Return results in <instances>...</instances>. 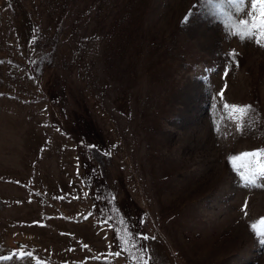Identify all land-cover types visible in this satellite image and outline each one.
I'll return each mask as SVG.
<instances>
[{
    "label": "rangeland",
    "instance_id": "rangeland-1",
    "mask_svg": "<svg viewBox=\"0 0 264 264\" xmlns=\"http://www.w3.org/2000/svg\"><path fill=\"white\" fill-rule=\"evenodd\" d=\"M258 149L264 46L201 0H0V264H264Z\"/></svg>",
    "mask_w": 264,
    "mask_h": 264
},
{
    "label": "snow or ice",
    "instance_id": "snow-or-ice-1",
    "mask_svg": "<svg viewBox=\"0 0 264 264\" xmlns=\"http://www.w3.org/2000/svg\"><path fill=\"white\" fill-rule=\"evenodd\" d=\"M201 2L209 5L221 17L229 34L238 36L241 40L254 39L257 44L264 46V0H201ZM187 19L186 16L185 20L187 21ZM223 107L227 113V118L236 122L238 131L242 129L246 123V118L252 111L251 105H229L225 103ZM229 160L245 186H260L258 181L264 179V149L243 152L237 156L229 157ZM250 227L254 234L260 238V243L264 244V217ZM121 231L123 234L119 238L125 249L131 251L136 245L132 242L126 229ZM143 239L147 240L149 237L145 236ZM146 253L147 249L141 248L140 254L133 256V264H149ZM13 255H19L23 258L24 253H14ZM5 259H9V257H0V260Z\"/></svg>",
    "mask_w": 264,
    "mask_h": 264
}]
</instances>
